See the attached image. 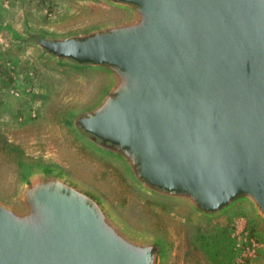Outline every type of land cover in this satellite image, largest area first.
Segmentation results:
<instances>
[{
  "label": "water",
  "instance_id": "water-1",
  "mask_svg": "<svg viewBox=\"0 0 264 264\" xmlns=\"http://www.w3.org/2000/svg\"><path fill=\"white\" fill-rule=\"evenodd\" d=\"M102 2L106 20L38 43L101 75L77 134L143 204L109 202L86 164H26L0 191V264H168L175 216L264 226V0Z\"/></svg>",
  "mask_w": 264,
  "mask_h": 264
},
{
  "label": "rangeland",
  "instance_id": "rangeland-1",
  "mask_svg": "<svg viewBox=\"0 0 264 264\" xmlns=\"http://www.w3.org/2000/svg\"><path fill=\"white\" fill-rule=\"evenodd\" d=\"M110 10L102 0H0V191L19 185L26 164L82 163L83 171L108 183L109 202L122 194L143 204L121 171L77 134L75 122L100 90L101 75L57 60L31 40L79 33L109 18ZM237 216L248 218L250 231L264 246V226L247 209L218 223L175 216L170 222L174 257L168 264H237L232 239ZM256 264H264V249Z\"/></svg>",
  "mask_w": 264,
  "mask_h": 264
},
{
  "label": "built area",
  "instance_id": "built-area-1",
  "mask_svg": "<svg viewBox=\"0 0 264 264\" xmlns=\"http://www.w3.org/2000/svg\"><path fill=\"white\" fill-rule=\"evenodd\" d=\"M248 224L249 220L245 216H237L233 223L232 239L237 264H256L264 249L263 244L250 231Z\"/></svg>",
  "mask_w": 264,
  "mask_h": 264
},
{
  "label": "flooded vegetation",
  "instance_id": "flooded-vegetation-1",
  "mask_svg": "<svg viewBox=\"0 0 264 264\" xmlns=\"http://www.w3.org/2000/svg\"><path fill=\"white\" fill-rule=\"evenodd\" d=\"M33 37H35V36H33ZM31 40L33 41V43H35L37 46H39L38 41H34L33 39H31ZM77 121H79V117H78ZM77 121L75 122V126H77Z\"/></svg>",
  "mask_w": 264,
  "mask_h": 264
},
{
  "label": "trees",
  "instance_id": "trees-1",
  "mask_svg": "<svg viewBox=\"0 0 264 264\" xmlns=\"http://www.w3.org/2000/svg\"><path fill=\"white\" fill-rule=\"evenodd\" d=\"M31 39H33L34 41H38V36H35V37L31 36ZM61 61H63V60H61Z\"/></svg>",
  "mask_w": 264,
  "mask_h": 264
}]
</instances>
